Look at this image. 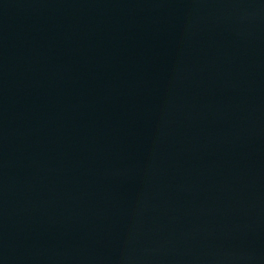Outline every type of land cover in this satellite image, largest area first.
<instances>
[{
	"label": "water",
	"instance_id": "1",
	"mask_svg": "<svg viewBox=\"0 0 264 264\" xmlns=\"http://www.w3.org/2000/svg\"><path fill=\"white\" fill-rule=\"evenodd\" d=\"M0 264H264V0H0Z\"/></svg>",
	"mask_w": 264,
	"mask_h": 264
}]
</instances>
